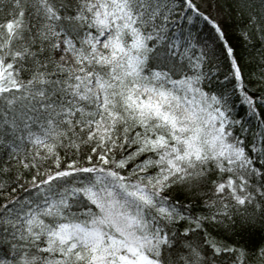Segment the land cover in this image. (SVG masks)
<instances>
[{
	"label": "snow or ice",
	"instance_id": "obj_1",
	"mask_svg": "<svg viewBox=\"0 0 264 264\" xmlns=\"http://www.w3.org/2000/svg\"><path fill=\"white\" fill-rule=\"evenodd\" d=\"M0 264H264V0H0Z\"/></svg>",
	"mask_w": 264,
	"mask_h": 264
}]
</instances>
